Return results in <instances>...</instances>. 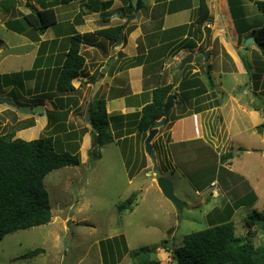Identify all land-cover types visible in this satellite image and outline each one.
Instances as JSON below:
<instances>
[{"label":"rangeland","instance_id":"374dc122","mask_svg":"<svg viewBox=\"0 0 264 264\" xmlns=\"http://www.w3.org/2000/svg\"><path fill=\"white\" fill-rule=\"evenodd\" d=\"M133 1L136 7L137 0ZM152 1L143 0V8L138 13L139 18L145 17ZM220 1L217 0V3L219 4ZM8 3L9 1L3 0L1 6L7 8ZM15 4L16 1H14V7ZM243 4L249 23L256 29L262 27L264 13L251 2L244 1ZM20 5L22 13L30 11L26 6H23L24 2ZM24 24L26 25V23ZM208 29L210 30V27L204 23L202 38H196L204 39L201 51L212 43L211 34L207 32ZM20 38L18 34H12L3 25L0 26V39H4L9 46L21 43ZM245 41L242 36L241 44L243 46L238 45V48L241 49L238 55L246 72H239L235 68L232 73H223L221 66H212L211 75L215 82V90H210L204 77L205 71H207L206 66L199 64L198 58L186 66L187 69L183 72L179 82L176 81L175 76L181 65L176 61L172 74L173 84L175 82L174 85L177 86L184 79L188 80L185 83L193 81L190 90L193 92L200 90L203 94L198 98L190 99L192 102L190 106L185 99L186 93L184 94L182 91L183 84L177 87L179 99L185 102L182 106L173 108L170 121L184 117L196 109L204 111L205 119L208 120L206 110L209 107H215L219 100H221L220 103L228 101V92L239 96L242 104L249 103L250 107L258 105L264 111V75H261L260 90L255 89L256 79L254 77V74L258 72V62L263 59L258 46L254 44H250L244 52ZM185 43L184 41L178 45L180 49ZM109 44L110 42L108 46ZM28 62L30 59L27 57H13L5 65H2L3 68L0 71H4L3 74L21 69L27 71L29 70ZM193 69H200V71L192 74ZM214 69L215 71H213ZM31 83L29 81L23 86L16 87L13 93L6 96H1L3 92L0 90V97L8 99L19 109L39 108L37 106L46 97L33 96L37 92ZM220 84L223 89H220ZM217 85L222 94L219 93ZM53 87L54 83L52 88L44 93H47L49 97L53 96V92L58 94ZM190 90L187 92L191 93ZM223 92L225 95L221 96ZM18 96L20 97L16 98ZM5 106H7L6 103L0 102V135L28 125L29 119L20 122L17 120L18 118L23 120L24 117H29L32 113L26 115L20 111L17 113L5 112ZM85 109L86 105H83V108L79 110L80 113H75L70 120V123L76 128L75 132L70 134L76 137V140L81 139L85 131L89 130V128L85 129V126L89 124L86 120ZM65 111V109L58 110L61 113H56L52 109L46 111L50 124H55L56 121L60 122L56 134L51 133L50 135L55 138L57 151H78L81 165L58 169L47 175L45 187L49 193L53 210L51 222L5 236L0 241V264H106L108 261V264H133L131 252L140 247L158 249L157 257L161 264H176L172 257V251H167L163 247L178 248L183 245L186 235L227 221L234 223L237 236L246 237L249 232L247 218L256 213L264 216V156L262 153L247 155L244 148L235 147L234 150L237 151L238 156L231 169L239 179L233 175L227 177L229 171L220 167V155L209 156L208 159L212 158L210 161H207L206 158L202 159L201 155L206 150L192 153L193 150L191 152L185 150L188 147L178 146L177 148L183 154L180 153L181 155L176 159L171 160L168 156L167 144L164 143L170 128V125L166 126L168 125L166 124L159 131L161 134L165 133L163 135L165 138L161 136L160 140L157 139L158 134L153 140L156 165L159 168L158 171H155V164L147 155L144 135L137 133L136 135H127L126 139L118 140L116 138L112 143L101 147L96 146L94 140L92 142L89 140L85 143L86 146H83L79 151L81 145L79 141L67 143L64 137L67 119L70 117L68 111L67 113ZM221 114L225 118L227 113L225 114L224 111L216 113L214 122L217 124V129L220 126L218 116ZM48 126L50 127V125ZM89 126L91 127L90 124ZM239 126L241 125L239 124ZM37 128L24 130L19 136L16 133L15 138L31 141L48 135V130L44 132ZM123 132L126 134V130ZM114 135L117 136L116 131ZM219 135L221 133L219 134L217 131V136ZM238 140L257 148L262 147V137L258 135L246 133L238 137ZM217 143L219 142L217 141ZM184 146H189V143ZM170 149L172 150L171 147ZM207 169L218 172L220 176L227 178L221 182L222 185H217V188H213L211 183L206 189L197 193L188 179V174L204 172ZM161 177L172 182L175 196L185 204L182 211L177 210V207L162 194L157 184V180ZM252 185L255 192L251 189ZM249 186L252 193L246 189ZM220 187L222 191L219 189ZM243 190L244 193L248 192L243 195ZM240 198L242 201L235 204ZM129 202H131L130 209H128ZM121 205H124L128 210L121 212ZM228 205L230 207H227ZM68 222H71V231L68 228ZM252 230L256 231L251 239L253 245L255 247L264 245L263 227L255 226ZM126 247L128 253L124 251ZM39 248L44 252L36 257L32 259L20 258ZM111 250L114 251L113 254H111ZM104 254L113 259L104 260ZM114 254L115 256H113Z\"/></svg>","mask_w":264,"mask_h":264},{"label":"crops","instance_id":"0c3cea01","mask_svg":"<svg viewBox=\"0 0 264 264\" xmlns=\"http://www.w3.org/2000/svg\"><path fill=\"white\" fill-rule=\"evenodd\" d=\"M7 1L9 3L6 8V6H1L3 0H0V26L3 25L12 34H18L21 37V43L9 46L4 39H0V70L3 68L2 65H5L13 57L29 58V70L27 71L32 72V74L31 78L26 82H32L31 84L37 92L33 96L46 97L40 103V106H37L43 110L42 113L31 112L32 114L29 117H24L25 119L23 120L18 118L17 122L28 119L34 122L31 127L19 129L16 132L18 136L24 130H34L38 126H40V128H37L39 130L42 129L44 132L48 130L49 133L56 134V129L60 122L56 121L55 124H50L46 111L52 109L56 113H61L58 110L65 109V113L68 111L70 117L67 119L64 137L67 143L79 141L81 144L80 151L83 146H86L85 143L87 141L90 140L92 142L94 140L92 126L90 127L89 124L85 126V129L89 128V130L85 131L81 139L76 140V137L70 134L75 132L76 129L70 123V120L75 113H80L79 110L83 108V105H86V120H88L89 115L88 109L93 102L100 99L105 100L109 116L114 117L139 113L145 105L152 102V93L155 89L173 84L172 74L176 61L180 65L181 60L189 54L194 55L195 61L199 55L210 51L208 64H212L214 67L221 66L223 73H232L235 68L239 72H246L245 66L238 55V52L241 50L238 48V45L242 44L239 42L240 36L234 25L228 0H221L219 4L217 0H206L210 9V15L205 25L210 27L212 43L202 51L200 48L204 39H194L197 43V48L183 46L180 49L178 46L190 34V29L183 30L182 28V30H179V28L186 25L190 26L196 22L200 0H153L148 6L145 17H138L140 10L131 23H127V21L135 14V10L132 9V5L134 6L135 4L133 0H73L68 4H59L57 0ZM14 1H16L15 7ZM22 1L24 2L23 6H26L27 2H30L39 9H43V7L53 8L57 15V23L49 27L45 33H39L34 28L28 26H24L25 29L21 28L18 31L10 30L7 27L10 20L19 19L21 21L29 13V11L27 13L20 11L22 8L20 4H23ZM109 2H112V6L105 10V4ZM118 8L119 10H116ZM101 13H107L109 20L104 21L100 16ZM5 17L6 19L4 20ZM213 17L215 18L213 19ZM223 23L224 26H222ZM119 25H125V29L122 32L123 41L121 45L95 35V32L98 30ZM75 34H80L83 37L81 54L86 61L82 72L73 80L76 92L70 94H55L53 92V96L49 97L44 92L51 89L53 83L55 86V78L59 75V70L70 48V38ZM243 37L245 41L247 34L243 35ZM185 42L187 43L188 41ZM214 50H216V55ZM59 58L61 59L59 60ZM27 71L21 69L4 74V71H0V75L3 79L6 75ZM199 71L200 69H193L192 74H196ZM178 86L179 83L173 89L175 94L177 93L176 88ZM220 87V89H223L221 84ZM217 89L218 91L220 90L218 85ZM255 89L260 90L257 87ZM2 92L3 95L1 96H6L13 93L14 89L10 86L4 88ZM219 93L222 94L221 91ZM224 95L223 92L221 96ZM228 98V101L220 103V106L209 107L206 110L208 120L205 119L204 111L202 112L200 109L201 111L198 113L187 114V116L171 120L166 125H170V128L164 143L167 144V152L171 160L181 155L180 153L182 152L179 151L178 146L188 147L185 150H188V152L193 150L192 153L206 150L203 153L204 156L201 155L202 159H208L209 156H213L214 154L220 155L221 158L223 154L232 153L233 158L231 159L222 161L219 158L220 167H224L229 171V173L227 172V177L233 175L236 179H239L231 169L238 156L237 151L234 150L235 147L244 148V152L247 155L262 153L264 156V135L263 132L260 133L258 131V127L264 124L263 108L256 104V107H250L249 103H246V105L242 104L240 97L233 93L228 92ZM219 101L221 102V100ZM189 105H192L191 101ZM4 111L17 113L19 108L15 105L12 107L7 104ZM218 111L222 113L224 111L227 114L225 118H223L222 114L218 116L220 126L217 129L214 118ZM130 119L125 118L119 121L116 123V128L113 129L121 130L123 127L124 130L127 129V123L130 125L131 122ZM159 131L161 130L159 129ZM217 131L221 135L217 136ZM136 133L129 135H136ZM246 133L261 136L262 147L257 148L253 145L241 143L238 137ZM158 134L157 139L159 140L161 136L164 137L163 135H165V133L161 134V132H158ZM188 143L189 146H184V144ZM210 159L212 158H209L207 161H210ZM226 178L215 172V179L211 184L212 187L217 188V185L224 182ZM219 189L222 191L221 187ZM246 189L249 192H251V189L255 192L253 185L251 189L250 186ZM246 193L243 190L242 194L245 195Z\"/></svg>","mask_w":264,"mask_h":264},{"label":"trees","instance_id":"16d2710c","mask_svg":"<svg viewBox=\"0 0 264 264\" xmlns=\"http://www.w3.org/2000/svg\"><path fill=\"white\" fill-rule=\"evenodd\" d=\"M72 1L57 0L59 4H68ZM244 1L253 3L259 11L264 13V0H228L235 28L240 36L239 42L242 43V36L245 34H247V38L254 37L258 42V48L263 60L258 62V72L254 74V77L256 79V87L259 88L261 75H264V25L256 29L249 23L244 10ZM111 6L112 2L106 3L105 10ZM26 7L30 11L23 17V20L13 19L8 22L7 27L10 30L18 31L21 28L25 29L24 26H28L34 28L39 33H45L49 27L57 23V15L53 8L43 7V9H39L30 2H27ZM132 9L135 10L133 5ZM209 15L210 9L207 1L200 0L196 22L190 26L186 25L179 28V30H182V28L183 30L190 29L189 37L185 40L188 41L184 45L185 47L196 48L197 43L194 39L202 38L203 24L209 19ZM100 16L104 21L109 20L107 13H101ZM124 29L125 25H119L98 30L95 32V35L112 42H117ZM207 32L210 33L211 30L208 29ZM82 40L83 37L80 34H75L70 38L69 51L59 70V75L55 78L54 90L58 94L76 92L73 80L82 72L86 62L81 54ZM211 69L212 65L208 64L204 77L208 82L210 90H215L216 86L211 75ZM31 74L32 72L27 71L6 75L3 79L0 76L2 81L0 90L2 91L4 88L10 86L15 90L16 87L25 85L26 81L31 78ZM186 81L188 80L184 79L180 81L178 86L180 87L183 84L182 91L184 94L186 93V101L190 102V99L194 97L198 98L203 94L200 90L194 92L190 90V85L194 82L189 81L185 83ZM174 84L155 89L152 93V102L145 105L142 111L136 114L112 117L107 112L105 100L100 99L93 102L89 110L87 122L92 126L95 145L101 147L107 143H112L116 138L118 140L121 138L126 139L127 135L135 132L138 135H144V140H146L149 131L153 128L156 121L166 117L164 125L168 124L173 108L175 106H182L185 102L179 99V94L176 93L170 112L167 115L165 114L167 99L175 87ZM187 90H190L191 93L187 92ZM220 105V101H217L216 106ZM200 111V109H196L189 112L188 115ZM125 118H131L130 125L127 123L128 128L125 129L126 134L123 132L124 127L121 130L113 129L116 128V123ZM33 123L30 120L27 122L28 125L22 128L31 127ZM19 129L0 135V241L5 236L15 232L50 223L53 218V210L49 193L45 187V178L52 171L81 165L78 151L56 150L55 138L50 135L51 133H47L48 135L42 136L39 139L25 141L15 138L16 132ZM114 130L117 133L116 137ZM263 130L264 124L258 127L260 133ZM231 158H233L232 153L221 155L222 161ZM188 179L196 191L200 192V190L206 189L213 182L215 172L210 169L200 173L193 172L188 174ZM241 201L242 198L235 204ZM130 203L128 209H130ZM124 205L120 207L121 212L128 210ZM227 207L230 206L228 205ZM247 225L249 226V232L246 237L237 236L235 234L234 223L227 221L186 235L183 239V245L178 248H163L167 249V251H172V257L176 264H264V245L255 247L251 240L253 234L256 232L252 230L255 226L261 225L264 230V216L259 213L249 216L247 218ZM101 244L103 245V242ZM111 251V254H113L114 251ZM124 251L128 253V248L126 247ZM157 251L158 249L150 247H140L133 250L131 252L132 262L133 264H161L157 257ZM43 252L44 250L41 248L35 249L20 258L32 259ZM103 256L104 260L113 259L105 254ZM108 263L109 261L106 264Z\"/></svg>","mask_w":264,"mask_h":264},{"label":"water","instance_id":"95a60500","mask_svg":"<svg viewBox=\"0 0 264 264\" xmlns=\"http://www.w3.org/2000/svg\"><path fill=\"white\" fill-rule=\"evenodd\" d=\"M142 6H143V0H137L136 1V7H135V14L127 21V23H129L135 19V15L141 10ZM122 41H123V34L120 35V38H119L117 44L121 45ZM250 44H254V45L258 46V42L256 41V39L254 37L247 38L245 43H244V50H243L244 52L247 50V48L249 47ZM209 59H210V51H206V52L202 53L201 55H199L197 60H198L199 64L205 65L206 70H207ZM193 62H194V55L193 54H189L186 58H184L181 61V65L179 67L178 74H177V81H179V79L181 78L185 67L189 64H192ZM174 98H175V91H173V93H171L168 96L166 107H165V114L166 115L170 112V110L173 106ZM0 102L6 103L12 107L14 106V104L12 102L8 101L4 97H0ZM89 109H88V114H89ZM19 111L22 114H30L31 112L42 113L43 110L40 108H34V109L20 108ZM165 123H166V117L156 121L153 125V128L149 131L148 137L145 141L147 155L153 160V162L155 164V169H154L155 171H158L159 168L156 165L155 150H154L152 142H153L155 136L158 135L159 129ZM157 184H158V187L160 188L162 194L177 207V210L182 211L185 204L182 203L175 196L174 186H173L172 182L165 177H161L157 180ZM68 228L71 231V222H68Z\"/></svg>","mask_w":264,"mask_h":264}]
</instances>
